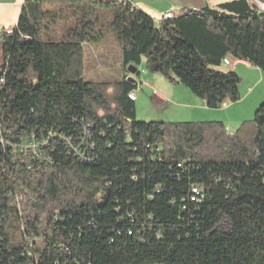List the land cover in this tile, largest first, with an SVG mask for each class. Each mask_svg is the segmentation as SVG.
I'll list each match as a JSON object with an SVG mask.
<instances>
[{
	"label": "trees",
	"instance_id": "trees-1",
	"mask_svg": "<svg viewBox=\"0 0 264 264\" xmlns=\"http://www.w3.org/2000/svg\"><path fill=\"white\" fill-rule=\"evenodd\" d=\"M9 30L0 264H264V101L235 133L137 122L134 80L83 78L84 47L114 37L124 68L145 59L210 110L239 103L241 78L223 61L264 72L260 6L235 0L157 25L127 0H24ZM223 218L228 233L216 231Z\"/></svg>",
	"mask_w": 264,
	"mask_h": 264
},
{
	"label": "rangeland",
	"instance_id": "rangeland-1",
	"mask_svg": "<svg viewBox=\"0 0 264 264\" xmlns=\"http://www.w3.org/2000/svg\"><path fill=\"white\" fill-rule=\"evenodd\" d=\"M24 1V0H22ZM226 3L235 0H212ZM2 58L0 56V63ZM83 78L88 82L115 83L127 78L134 80L138 84L136 96V121L137 122H158V123H185V122H222L224 119L238 118L240 121L251 118L254 119L255 111L252 100L255 98L264 101V80L259 83L257 76L249 75L241 78L240 93L241 101L236 104H229L230 109L222 108L203 112L189 98L201 100L191 93L189 89L180 85H171L162 75L152 74L147 68L144 59L140 66L127 68L123 67L121 49L116 38L111 37L109 41L99 45H86L83 51ZM230 70L231 67H224ZM139 73V75H138ZM264 74V72H261ZM253 81V82H252ZM258 83V85H256ZM146 85H149L147 87ZM251 90V93H250ZM185 92L187 96H185ZM253 95L250 97V95ZM258 106V107H259ZM205 108V107H204ZM242 122H238L233 130L235 133ZM233 129L231 124H224ZM219 233H228L230 223L223 218L216 228Z\"/></svg>",
	"mask_w": 264,
	"mask_h": 264
},
{
	"label": "crops",
	"instance_id": "crops-1",
	"mask_svg": "<svg viewBox=\"0 0 264 264\" xmlns=\"http://www.w3.org/2000/svg\"><path fill=\"white\" fill-rule=\"evenodd\" d=\"M129 1L135 8L142 10L149 16H151L157 25H160L163 17L171 13L174 17H181L184 14L187 13L188 10H195L199 11L206 7H209L211 9L217 8L221 2L212 1V0H127ZM22 0H0V39L1 34L3 31L11 29L12 27L16 26L21 14V9L23 5ZM238 76L241 78H245V76L254 75L257 76L259 79V83H261L264 80V74L261 73L257 68L252 67L245 61H240L235 67L231 68ZM253 82V81H252ZM258 85V83H256ZM150 88L149 85H146ZM136 93V92H135ZM251 93V90H250ZM253 95V93L250 95V97ZM186 97L187 96L185 92ZM192 102H194L196 105H192V107H199L203 110V112L207 111L208 109L205 105V103L202 100H195V98L190 97L189 98ZM138 101V98L136 99V102ZM260 100L255 98L252 100V103L254 105V111L258 108L260 104ZM205 107V108H204ZM226 109H230L229 104H227ZM256 112V111H255ZM251 121V118L244 119V121H240V119L234 117L229 119H224V124L227 122V124H231L233 126V129L230 127H227V131L230 133H234L233 130L235 125L238 122H244ZM208 122V121H207Z\"/></svg>",
	"mask_w": 264,
	"mask_h": 264
},
{
	"label": "built area",
	"instance_id": "built-area-1",
	"mask_svg": "<svg viewBox=\"0 0 264 264\" xmlns=\"http://www.w3.org/2000/svg\"><path fill=\"white\" fill-rule=\"evenodd\" d=\"M173 18V15L171 14V13H168V14H166L164 17H163V19H162V21H166V20H169V19H172ZM7 35H10L11 34V30H6V32H5ZM240 61L239 60H234V59H232L231 57H226L225 59H224V61H223V64L226 66V67H231V68H233V67H235L238 63H239ZM4 84V80L3 79H0V87H1V85H3ZM129 98L131 99V100H133V101H136V99H137V96H136V94L135 93H131L130 95H129ZM227 107V104H224L223 105V108H226ZM32 147H35V146H33L32 145ZM25 201V196L24 195H22V196H19L17 199H16V202L17 203H21V202H24Z\"/></svg>",
	"mask_w": 264,
	"mask_h": 264
},
{
	"label": "water",
	"instance_id": "water-1",
	"mask_svg": "<svg viewBox=\"0 0 264 264\" xmlns=\"http://www.w3.org/2000/svg\"><path fill=\"white\" fill-rule=\"evenodd\" d=\"M248 1L257 4L264 11V0H248Z\"/></svg>",
	"mask_w": 264,
	"mask_h": 264
},
{
	"label": "bare ground",
	"instance_id": "bare-ground-1",
	"mask_svg": "<svg viewBox=\"0 0 264 264\" xmlns=\"http://www.w3.org/2000/svg\"><path fill=\"white\" fill-rule=\"evenodd\" d=\"M119 1H124V0H119Z\"/></svg>",
	"mask_w": 264,
	"mask_h": 264
}]
</instances>
